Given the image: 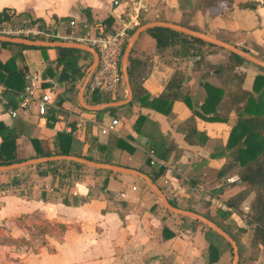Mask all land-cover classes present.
Segmentation results:
<instances>
[{"label":"crops","instance_id":"0c3cea01","mask_svg":"<svg viewBox=\"0 0 264 264\" xmlns=\"http://www.w3.org/2000/svg\"><path fill=\"white\" fill-rule=\"evenodd\" d=\"M160 1L162 3L158 0H0V12L6 8L11 19L17 13H27L44 19V22L74 17L85 23L89 15L91 21L88 27L85 25L86 29L92 33H107L119 29L130 19L138 23L141 19L175 22L184 11H190V23L203 32L264 57V0H217L204 11L195 3L183 7L180 0ZM242 3L254 6L246 7ZM167 6L173 9L169 14L171 17L159 16L162 8ZM108 16L113 22L110 28L104 29L98 23ZM133 27L135 25L131 23L128 31ZM145 30L138 34L133 47L135 55L148 63L142 85L152 97L163 89L175 65L166 59L168 49H158L154 36ZM218 47L204 45L206 52L203 50V59L195 68L194 61L200 55L179 61L178 67L186 72L183 88L187 102L175 99L170 111L164 113L133 100L123 104L128 105L127 114L123 116L116 113L117 106L114 116L120 123L108 132L125 139L134 148L133 151L112 148L111 155L121 164L149 172L167 198L173 199L178 207L205 209L209 202L211 214L216 206L225 207L226 199L247 186L246 181L228 182L227 178L217 176L219 168L231 159V149L225 144L237 120L236 111L230 110L227 119L221 121L204 119L194 110H200L204 101V82L217 87L225 85L226 74L222 73L224 77L218 83L214 78L221 74L219 67L215 71L209 68L208 61L212 60V66L215 60L221 59V53L215 51ZM13 54H19L17 61L25 71V86L32 83L34 95L43 92L50 95L46 112L39 114L33 102L27 108L20 105L26 93L24 86L17 106L12 109L16 114H12V110L4 106L7 99L0 82V121L7 125L17 121L16 156H33L38 148L53 150L56 133L60 130L71 131L80 141L82 152L100 155L102 152L93 144L96 139L108 141L110 136L100 132V125L112 114L108 111L97 113V110L80 105L77 85L84 74L75 81L74 90L69 91L67 83L58 79L59 68L52 65L55 47L18 48L0 42L1 61ZM91 60V54L81 56L80 63L90 64ZM253 63L245 62L236 68L244 74L243 88L249 90H252L254 75L260 72ZM118 92L122 98L127 96L124 80ZM87 95L84 89L86 102ZM58 97L62 98L59 104ZM139 114L147 117L140 124L143 132L134 128ZM195 131H204L206 140L200 141L202 135ZM161 137H166L170 146L165 158H160L154 151L152 155L149 152L150 146ZM32 138L41 142L34 147ZM216 139L220 143L210 145ZM221 151L224 155L219 154ZM63 167L68 174L62 177L51 172L41 174L36 164L0 171V182L10 181L21 186L19 194L0 195V264L233 263V251L220 237L213 241L218 248V257L209 261L210 239L205 235V228L192 223L191 217L185 215L188 218L184 219L181 214L167 209L142 177L85 164L75 167L66 163ZM228 175H238L237 170L233 168ZM253 196L252 190L238 206L241 213L232 210L230 214L239 225L247 227L242 237L246 245L253 224H249L245 214ZM241 264H264V245L259 244L254 258H241Z\"/></svg>","mask_w":264,"mask_h":264},{"label":"trees","instance_id":"16d2710c","mask_svg":"<svg viewBox=\"0 0 264 264\" xmlns=\"http://www.w3.org/2000/svg\"><path fill=\"white\" fill-rule=\"evenodd\" d=\"M180 1L183 7L184 5L192 6V4L195 3L198 8L204 11L210 6H213V4L217 0ZM242 4V6L246 7L254 6L251 3ZM191 17L192 14L190 13V11H184L181 15V18L175 22L193 29L200 30L190 23ZM15 18H20V20H22L21 22L23 23H44V19L40 17H33L31 15H28L27 13H17L13 19L15 22H17ZM4 19H10V15L7 12L6 8L0 12V20ZM90 21L91 19L88 15L85 25L87 26ZM112 22L113 19L108 16L98 24L99 26H103L104 29H107L111 27ZM144 22H146V20L141 19L138 24ZM137 25H135V27ZM135 27H133L129 31V34H131ZM145 31L154 36L155 46L158 49H168L166 59L169 63H174L175 68L160 93L157 96L150 97L148 91L142 85V78L145 74V69L147 68L148 63L147 61L137 57L134 53V47H132L128 56L127 64L129 82L133 92V98L130 103L133 100H138L143 106H150L158 111L166 113L170 111L173 100L181 99L186 100L187 102L188 99L186 98L187 93L183 88V80L186 78V72L184 71V69L178 67L179 61L188 56L200 55L201 57L199 59H195L194 61L195 68L201 63L203 59V46L206 44H214L163 26L150 27ZM103 33H105V31ZM221 39L225 40L224 38ZM0 42L6 45H15L18 48L34 46L5 41ZM39 47L43 49L47 48L46 46ZM239 47L250 52L244 46ZM223 49L226 50L228 54L225 65L223 67H219L218 72H224L226 74L224 81L225 85L224 87H217L213 86L210 83L204 82L203 85L206 90L204 101L200 105V110H197L195 108L194 110L198 112V114L204 119L221 121H225L227 119V115L230 110L234 109L236 111L237 120L232 125L225 144L227 148L231 149V159L226 161V163H224V165L219 168L217 176H223V178L226 179L227 176H229V172L234 168L237 170L239 180L246 181L247 186L240 189L233 196L226 199L224 201L225 207L221 205L216 206L213 214H211L209 210V202L206 203L205 209H196L190 206H187L186 208L194 210L208 217L216 224H218L236 241L239 253L238 264H241V258L247 257L245 256V252L248 249L254 251V253H250L248 257L254 258L256 256L255 252L259 248V244L264 245V67L253 63L245 57L230 52L225 48ZM55 50L56 57L52 61V65L55 69L59 68L58 79L67 83V90L73 91L75 88V81L84 74L85 68L89 64L85 63L82 65L80 63V58L81 56H89L90 54L75 47L56 46ZM18 57L19 54H13L5 61L0 60V82L4 85L3 95L7 99L4 106L6 109L10 108L11 110L15 109V107L17 106L20 100L19 93L25 86V71L23 67L20 68L18 66ZM245 62L253 63L262 70L254 75L252 80V90L243 88L242 81L244 74H241L236 69L237 66H239L240 64H244ZM87 94L88 102L92 104L104 103L123 97L119 94V92L111 94L93 91L87 92ZM61 99V97L57 98L58 104L61 102ZM116 108L117 106L107 107L102 110H97L96 112L103 113L105 111H108L110 114H112V117H114V111ZM145 120H147V117L143 114H139L134 123V128L140 132H143L140 124L141 122L143 124ZM16 125L17 121L12 125H7L4 122L0 121V164H8L14 161H20L28 158H18L16 156V137L18 136ZM195 132L200 134V136L202 135L200 141L206 140L207 134L204 131ZM108 134L110 137L107 142H101L96 139L95 143L93 144L96 149L102 152L100 155H97L92 151L88 153L82 152L80 149V141H78L72 135L71 131L60 130L56 133L54 142L55 148L53 150L49 149L48 147L40 149L38 148L37 153L33 156L66 153L81 155L97 161H106L114 164H121L116 157L111 155L112 148L118 147L120 149H127L129 151H133L134 148L125 139L117 135H110V133ZM31 140L34 147L37 145V143L41 142L36 138H32ZM167 143V138L161 137L160 139L155 140L150 148L154 152H156L160 158H165L170 150L169 143ZM224 153V151H221L219 154L224 155ZM66 163L71 164L75 167L81 166V163L69 160H49L36 164V167H38L41 174L51 172L62 177L68 174L67 171L63 169V166ZM146 173L150 175L149 172ZM252 190L254 191V196L249 205V210L245 214V218L248 220L249 224L253 225L250 241L246 245L242 241V237L247 231V227L239 225L234 219L230 218V214L232 210H236L237 212L241 213L240 209H238V206L240 202L244 200ZM168 200L170 201V203L177 206L173 199L168 198ZM180 216L184 219L188 218L185 215ZM190 221L194 224H200L205 228V235L206 237H208V239H210L207 254V258L209 261H214L218 257V248L213 243L214 239H216L217 237L222 238L223 241L228 244L229 249L232 252V247L229 242L226 241L221 235L216 233L212 228L203 224L197 219L190 218Z\"/></svg>","mask_w":264,"mask_h":264},{"label":"water","instance_id":"95a60500","mask_svg":"<svg viewBox=\"0 0 264 264\" xmlns=\"http://www.w3.org/2000/svg\"><path fill=\"white\" fill-rule=\"evenodd\" d=\"M154 26L168 27V28L186 33L188 35L194 36L208 43L225 48L229 50L230 52H233L242 57H245L246 59L258 64L259 66L264 67L263 59L221 38L205 33L201 30L190 28L188 26L179 24L174 21H168V20H163V19L149 20L144 23L138 24L134 28V30L131 32V34L129 35L127 39V42L125 44V47L122 53L121 72H122L124 84L126 86L127 96L124 98L107 101V102L100 103V104H91L84 100L83 92H84L85 83L88 80L91 72L96 67L98 63V59H99L98 52L93 46L87 43L78 42V41L30 38L26 36L7 35V34H1V33H0V41L19 43V44H24V45L46 46V47H56V46L75 47V48L89 52L92 55V60L86 68V74L84 76L83 81L77 85L79 88L78 99H79L80 105L85 108L93 109V110H102L107 107L123 105L132 100L133 92L130 86L128 69H127L128 56H129V53L133 47L134 41L136 37L138 36V34L144 31L145 29L154 27ZM49 160H69V161H74V162H78L81 164L93 166L99 169H106L110 171L135 174V175L142 177L144 181L148 184V186L161 198L163 204L165 205L167 209H169L170 211L174 213L186 215L188 217L197 219L201 221L202 223L206 224L207 226H209L210 228H212L219 235L224 237L232 247V251H233V263L232 264H238L239 253H238L237 243L225 230H223L218 224H216L214 221H212L211 219H209L208 217L204 216L201 213H198L191 209L178 207L170 203L167 196L163 193V191L156 184L153 178L148 173L140 169L127 166V165H122V164H114V163L106 162V161H97V160L89 159L87 157L76 155V154L57 153V154H50V155L33 156V157H28L20 161H14L8 164H0V171L11 170V169H15L21 166L34 165V164L42 163V162L49 161Z\"/></svg>","mask_w":264,"mask_h":264},{"label":"built area","instance_id":"2783aa9c","mask_svg":"<svg viewBox=\"0 0 264 264\" xmlns=\"http://www.w3.org/2000/svg\"><path fill=\"white\" fill-rule=\"evenodd\" d=\"M11 20V16L10 19ZM137 24V21L130 19L129 22L124 23L119 29L113 32H99L92 33L85 28V23L78 22L74 17L63 18L59 17L51 22L24 23L20 26L8 25L7 20H0V33L7 35H19L30 38H41L50 40H69L84 42L93 46L99 55L98 63L91 72L88 80L85 83L84 89L86 92L97 91L100 93L115 94L119 91L120 86H123V76L121 72V57L124 46L129 37L130 24ZM84 73L81 82L84 79ZM33 86L27 84L25 92L21 99L22 108H27L33 102L39 114H44L50 104V95L43 92L39 95L33 94ZM16 114V110L11 111ZM120 119L117 116L111 117L100 125L101 133H108L117 128ZM150 155L153 150L150 149ZM154 160H151L153 163ZM228 182L239 181L238 175L227 177ZM21 192L19 183L3 181L0 182V195L5 193ZM248 207V206H247Z\"/></svg>","mask_w":264,"mask_h":264},{"label":"rangeland","instance_id":"374dc122","mask_svg":"<svg viewBox=\"0 0 264 264\" xmlns=\"http://www.w3.org/2000/svg\"><path fill=\"white\" fill-rule=\"evenodd\" d=\"M161 1L160 0H158V3H160ZM162 3V2H161ZM163 5H164V3H163ZM166 10H168V12L166 11ZM164 12H167V14H165ZM172 12H173V9L170 7V6H167L166 7V9H163L162 8V13L159 15V16H161V17H171L169 14H172ZM14 19V18H13ZM13 19H11V20H7V24L8 25H13V26H20L21 24H23V22H21L22 20H20V18H15L16 20H17V22H15ZM138 23V22H137ZM217 49H219V50H216L215 49V51H218L219 53H221V55L219 56L221 59H220V61L219 60H215V64L214 65H212L211 66V63H212V60H210V61H208L209 62V64H210V67L209 68H211V71H215V69L217 68V67H223L224 65H225V59H226V57H227V52L223 49V48H217ZM203 50H205V52H206V49L204 48ZM220 51H222V52H220ZM256 56H258V57H261V59H263L264 60V57H262L261 55H259L258 53L256 54ZM205 59H206V55H205ZM218 65V66H217ZM251 65H253V64H251ZM254 66H256V67H258L257 65H255L254 64ZM259 71H262L261 69H258ZM224 77V75H222V73L219 75V77H217V78H214V79H216L217 81H218V83L220 82V81H222V78ZM127 106L128 105H122V106H118V108L116 109V113L117 114H119L120 116H123V115H125V113L127 114ZM218 139V138H217ZM215 140V142H212L210 145H212L213 143L215 144V145H217V144H219L220 142L218 141V140ZM217 143V144H216ZM243 205V203H241V206ZM247 206L248 205H246V208H247ZM243 208V207H242ZM245 208V209H246ZM250 253H254V251H252L251 249H248L246 252H245V256H248ZM256 254H257V251L255 252Z\"/></svg>","mask_w":264,"mask_h":264}]
</instances>
